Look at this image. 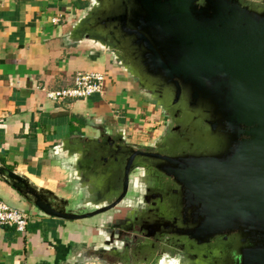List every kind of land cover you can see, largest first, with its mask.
Returning <instances> with one entry per match:
<instances>
[{
  "label": "water",
  "instance_id": "water-1",
  "mask_svg": "<svg viewBox=\"0 0 264 264\" xmlns=\"http://www.w3.org/2000/svg\"><path fill=\"white\" fill-rule=\"evenodd\" d=\"M60 40L101 56L140 86L147 83L161 103L172 105L173 116L178 111L185 121L206 126L222 119L232 127L231 133L235 129L234 142L219 160V155L202 153L193 162L199 164L195 171L200 177L228 183L232 202L214 204L210 216L215 226L237 231L215 260L264 264V0L243 5L238 0H87ZM148 102L160 110L157 99ZM86 123L93 126L91 134L62 138L43 153L69 181L73 189L69 200L0 162V179L36 213L75 224L82 236L75 241L69 262L76 264H96L98 252L124 242L105 241L79 221L99 212L92 198L82 200L84 190L108 189L121 181L125 187L128 172L137 167L179 179L172 154L161 162L162 152L141 151L122 127L109 129L97 117ZM204 131L185 136L182 147L206 151L213 141L223 140L206 132L202 136ZM160 137L156 132L146 145H155ZM46 193L60 205L42 202ZM202 205L206 212L207 204Z\"/></svg>",
  "mask_w": 264,
  "mask_h": 264
},
{
  "label": "crops",
  "instance_id": "crops-1",
  "mask_svg": "<svg viewBox=\"0 0 264 264\" xmlns=\"http://www.w3.org/2000/svg\"><path fill=\"white\" fill-rule=\"evenodd\" d=\"M86 4L0 0V162L39 186L63 180L43 153L62 138L91 134L89 118H101L112 130L122 127L134 143L157 132L154 106L133 94L101 56L61 42ZM79 71L104 73L101 92L86 98L47 96L71 85ZM0 201L20 208L26 203L1 179ZM74 225L35 211L24 232L0 225V264H76L69 258L82 235Z\"/></svg>",
  "mask_w": 264,
  "mask_h": 264
},
{
  "label": "flooded vegetation",
  "instance_id": "flooded-vegetation-1",
  "mask_svg": "<svg viewBox=\"0 0 264 264\" xmlns=\"http://www.w3.org/2000/svg\"><path fill=\"white\" fill-rule=\"evenodd\" d=\"M238 1L243 5L249 0ZM205 47L209 48L207 43ZM112 70L123 77L119 70ZM124 79L128 81L129 87L132 85L133 94L146 101L151 97L155 98L160 106L157 111L159 121L156 130L160 131L161 137L155 141V145H146L152 137L139 143L130 142L137 145L141 151L162 152L161 162L166 159L167 153L172 154L171 157L178 163L176 166L179 168V179L177 181L161 170L156 172L147 167H137L128 172L125 187L121 181L108 189L97 187L100 190H84L82 200L92 198L94 209L99 212L82 217L79 221L90 225L96 230V234H102L100 237L105 241H124L118 243L116 249L98 252L95 256L98 260L96 264H218L219 261L215 259H219L218 254L225 245L228 247L226 242L237 231L234 227L229 229L215 226L210 216L214 204L223 206L232 202L227 189L228 183L212 177H209V181L200 177L201 172L195 171L199 169V164L193 161L198 155H203L202 153H206L207 157L219 155V160L220 155L234 142L235 129L234 133H231L232 127L222 119L206 126L204 122L185 121L178 111L173 116L170 112L172 105L161 103L160 98L147 88V83L140 86L138 80ZM98 125L99 122H96L94 127ZM199 130H205L201 132L202 136L207 133L213 138L223 140L213 141L206 151L194 147L192 150H185L182 147V139ZM168 138L174 142L167 141ZM187 160L193 165L185 164L188 163ZM183 165L185 167L181 168ZM87 184L89 182L85 183ZM44 187L62 195L65 200V197L69 200L73 196L69 181L64 179L60 184H45ZM42 202L60 205L59 201L48 193ZM203 203L207 204L206 212H203ZM84 211L79 210V213Z\"/></svg>",
  "mask_w": 264,
  "mask_h": 264
},
{
  "label": "built area",
  "instance_id": "built-area-1",
  "mask_svg": "<svg viewBox=\"0 0 264 264\" xmlns=\"http://www.w3.org/2000/svg\"><path fill=\"white\" fill-rule=\"evenodd\" d=\"M105 75L100 72H77L71 85L47 92L53 100L70 98H86L92 94L100 93ZM28 214L0 201V225L14 226L18 231L24 232L28 222Z\"/></svg>",
  "mask_w": 264,
  "mask_h": 264
},
{
  "label": "rangeland",
  "instance_id": "rangeland-1",
  "mask_svg": "<svg viewBox=\"0 0 264 264\" xmlns=\"http://www.w3.org/2000/svg\"><path fill=\"white\" fill-rule=\"evenodd\" d=\"M121 76V75H120ZM124 81H125V84H127V82L128 81H126L125 79H123ZM130 84V83H129ZM127 86L129 87V85L127 84ZM129 90L130 91H132L133 92V87H132V85H130V87H129ZM156 110V109H155ZM134 143V142H133ZM11 168H12V166H10ZM42 184H44V183H42ZM23 200V199H22ZM12 206V205H11ZM12 207H15V206H12ZM15 208H17V209H20V210H23V211H25L27 214H28V216H29V218H28V222H27V224L29 223V219H30V217H31V215L33 214V212H34V210H33V208H31L27 203H25V206H24V208H20V206H18V207H15ZM75 226V225H74ZM76 228V227H75Z\"/></svg>",
  "mask_w": 264,
  "mask_h": 264
}]
</instances>
